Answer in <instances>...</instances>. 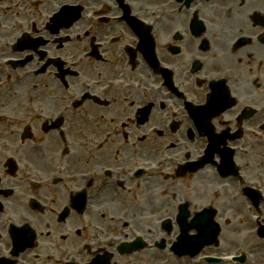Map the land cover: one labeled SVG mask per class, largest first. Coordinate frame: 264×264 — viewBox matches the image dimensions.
Instances as JSON below:
<instances>
[{
    "label": "flooded vegetation",
    "instance_id": "flooded-vegetation-1",
    "mask_svg": "<svg viewBox=\"0 0 264 264\" xmlns=\"http://www.w3.org/2000/svg\"><path fill=\"white\" fill-rule=\"evenodd\" d=\"M26 1L27 0H12V5L6 17L3 21H0V45H2L3 40L18 32H30L37 27L38 16L36 13L30 16L27 11H19L26 6ZM58 1L59 0H45V10L51 12L54 9V4ZM168 1L171 0H89L86 2L82 14L91 12L96 27H93L86 37L88 47L92 48L94 44L99 46L111 38L116 40L128 39L131 44H136L135 36H133L131 31H129L124 24H117L118 26H113L111 24L120 22L131 23L137 16L139 17L145 3L152 10L155 8L154 6L165 4ZM173 5L174 6L172 7H175L176 3L174 2ZM142 16L146 17V14H142ZM114 17H119L120 19L115 22L112 19ZM82 20L81 17L79 21ZM229 20L241 22L242 26L240 31L246 32V34L239 35L236 39L241 37H247L248 39L244 45L237 50H233L231 46H228L229 39L224 35L219 34V29L224 28V23ZM177 28L184 31L187 36L183 37L180 41L174 40L172 44L175 46H182L189 53L193 52L197 45L201 47L199 42L202 37L207 41L202 47L213 49V46L217 45L219 49L224 50L226 58L232 57L230 55L232 54L237 56L239 61H243L241 67H234L242 69L245 72L248 71L246 74L258 71L253 70V67L264 69V0H192L181 16L175 14L173 16H165V22L161 24L160 28L161 39H166ZM74 30L76 31V29ZM42 35L46 42L35 52L29 51L22 55L20 53L9 52L7 49H0V68L7 71V74L0 73V82L5 80V77L8 80L14 79L12 88H4L1 91L0 134L15 132L18 128L19 120L22 117V111L20 110L21 104L36 106L44 101L50 91L56 90L64 92L63 67H57L55 63V59L63 58L64 61L68 60V56L63 51L59 42L60 35H53L49 32H44ZM151 37L153 41L152 43H149L148 46L150 48L152 47L153 50H158L161 47L173 50L172 44L168 46L165 41L156 40L158 38H154L153 35H151ZM226 49L229 54L226 52ZM115 51L116 49L112 50L109 54V58L114 57L123 62V57L120 54H115ZM198 53L201 54V52ZM25 55H30V60L21 68L6 66L1 62L7 58L20 59ZM161 58L163 62L167 64L174 65L175 63L174 60L166 56L163 52H161ZM219 66L220 65H214L212 71L219 70ZM41 68H44V71L38 75L30 73ZM195 82H199L197 78L195 79ZM185 85V81L180 85V88L184 92L186 91ZM204 89L206 88L204 87ZM124 113L125 107L119 117L125 118ZM172 114L173 113L169 114L170 116H157L156 113H154L151 120L140 124L139 129L145 132L141 140L143 141L147 137H153L159 141V144L156 145V149L154 148V150L149 149L148 144L142 142L133 144L131 147L127 148V163L133 162L136 158L153 161L157 160L161 157L160 151H162L163 146L172 150L173 154H179L181 152L178 144L180 138L183 140H186L187 138L192 142V149L185 151L183 155H189L192 151H196V153L199 152V149L206 140L204 139L201 144L198 142L195 143V128L193 125H190L189 116H172ZM174 121L179 123V128L176 132H172L170 129V124ZM33 123L36 124V120H33ZM129 130H131V138H134L136 132L133 131V129ZM185 132H187L186 138L183 136ZM173 140L175 142H173ZM115 141L117 143L119 142L117 137H113L111 140V142ZM257 147H263L264 150V145L262 143L257 144ZM59 151H62V149ZM116 153V148H111L109 146L105 148L101 155H99L93 148H89L86 152L88 158L83 160L82 165L83 167H87L91 164H97L95 166L108 164L107 162L116 156ZM167 154H169V152H167ZM58 157L59 160H63V156L60 153ZM65 160L70 162L74 161V158L68 156ZM69 170L70 173L79 172L74 168H70ZM213 174L214 171H205L202 174L203 181L212 176L211 183H220ZM250 181L261 185L264 183V175H252ZM80 185L81 180L73 183L71 186L62 183L60 192L69 191L72 188H78ZM227 185L232 187L234 181H227ZM88 188V193L91 197L98 194L97 197L99 198L116 200V195L111 191V188L113 187L110 183L100 186L99 181H94ZM113 190L117 191L114 188ZM231 190L233 191V189ZM232 195L233 193H227L215 202L213 219L217 221V219L225 216L234 217L235 215L240 214L242 217L240 224L242 227L247 226V228H228V231L230 234H234V232L238 233V238H241L246 230L253 233L260 228L261 225H264V204H258L259 208H254L250 203L242 201L234 208ZM227 220L228 218H226V221ZM99 225L103 226L101 223ZM220 237L223 238L222 236ZM226 242L233 247L230 249L223 248L222 250H214L213 247L206 249L207 246H205L202 247L200 251H203L204 254H219L227 253L236 248V238L233 239L228 235ZM257 242L261 245L257 248L256 255H258V259L262 261L264 260V257L262 256L264 255V245H262V242L264 241L259 239ZM159 257L161 256H154L153 264H159V261L161 260ZM131 259L132 261L130 264H139L143 261L141 255H135L131 257Z\"/></svg>",
    "mask_w": 264,
    "mask_h": 264
},
{
    "label": "rangeland",
    "instance_id": "rangeland-1",
    "mask_svg": "<svg viewBox=\"0 0 264 264\" xmlns=\"http://www.w3.org/2000/svg\"><path fill=\"white\" fill-rule=\"evenodd\" d=\"M55 148H56V146H54ZM257 152H259V149H255V153H257ZM227 234L228 235H230V237H232L233 239H235V238H237L238 237V233H235L234 232V234H230L229 232H227ZM233 246H231V245H228L227 244V242L226 243H224V249H230V248H232ZM263 257H264V255H262Z\"/></svg>",
    "mask_w": 264,
    "mask_h": 264
}]
</instances>
